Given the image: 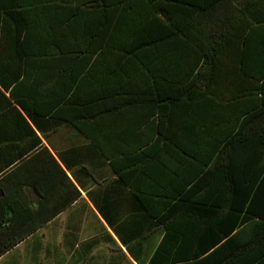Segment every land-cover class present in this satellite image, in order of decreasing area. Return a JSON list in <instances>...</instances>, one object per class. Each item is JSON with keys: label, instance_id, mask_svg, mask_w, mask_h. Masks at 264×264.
<instances>
[{"label": "trees", "instance_id": "1", "mask_svg": "<svg viewBox=\"0 0 264 264\" xmlns=\"http://www.w3.org/2000/svg\"><path fill=\"white\" fill-rule=\"evenodd\" d=\"M65 1L102 4L97 29L80 20L60 29L28 22L23 35L21 28L16 29L13 45L29 55L117 51L119 57L104 59L106 69L113 67L115 79L146 87L151 82L150 104L140 109L127 129L144 127V132H152L153 138L138 142L140 147L151 148L154 161L161 157L157 152L166 148L162 157L169 155L167 168L175 184L161 194L177 199L153 203L156 214L168 212L158 220L167 236L153 263L167 251L168 241L182 233L190 241L198 239L201 249L195 251L196 256L219 245L207 259L222 251L228 259L245 256L247 264H264V0ZM4 30L0 26V50ZM80 37L90 38L85 48L80 46ZM25 61L29 64V59ZM27 76L9 89L17 76L8 82L0 75V103L9 104L27 124L13 102L39 126L49 101L54 115L71 110L74 117L82 112L93 117L98 112L91 103L103 97V92L117 94L116 90H91L90 97L82 99L83 92L68 88L28 89ZM79 101L87 105L76 108ZM122 109L110 111L116 120L129 118ZM92 141L100 143L96 138ZM121 141L127 145L128 139ZM41 143L37 139L25 153ZM15 157L0 166V257L80 196L77 189L58 194V185L74 186L46 147L34 158L42 164L49 162L51 169L35 168L32 159L21 160L22 154ZM174 212H183V219L171 217ZM171 228L178 232L171 233ZM199 229L201 233L196 232ZM192 251L184 249L179 258L192 256Z\"/></svg>", "mask_w": 264, "mask_h": 264}, {"label": "crops", "instance_id": "2", "mask_svg": "<svg viewBox=\"0 0 264 264\" xmlns=\"http://www.w3.org/2000/svg\"><path fill=\"white\" fill-rule=\"evenodd\" d=\"M16 1L4 0L5 6H1L0 26L5 30L0 50V75L8 82L17 76V82L13 80L9 89L23 81L27 73L25 85L28 89L68 88L72 90L70 92H83L80 94L82 99L89 98L91 90L100 93L116 90L117 94L103 92V97L91 103L97 106L98 112V116L93 117L83 112L74 117L71 110H65L60 116L54 115L55 109L50 111L53 103L49 101L48 113L39 117V126L28 119L16 103L13 102V105L29 124L9 104L0 103V166L15 155L17 160L22 154L21 160L32 159L30 163L35 168L43 165V168L51 169L49 162L42 164L34 158L42 147H46L67 172L74 186L66 182L58 185V194L68 190L75 193V189L80 192L78 199L52 220L3 254L0 264H154V255L167 236L164 224L158 220L166 213L168 216V212L156 214L153 203L177 202V199L169 200L161 194L165 187L175 182L170 181L167 168L169 155L162 157L166 156V148L157 152L161 157L154 161L151 148L139 146V140L153 138L152 132H144V127L127 129L135 121L137 113L141 112L140 109L150 104L147 99L151 97L148 92L151 82L146 87L145 83L126 85L115 79V73H111L113 67H104L105 61L119 57V52L113 50L53 51L46 55H29L15 50L16 29L21 28L23 35L28 22L34 26L41 22L37 25L41 28L51 26L60 29L80 20L81 24L97 29L101 19L98 14L104 8L99 3L81 4L65 0H19L15 5L11 4ZM6 31L11 35L6 36ZM41 31L45 33V29ZM80 39V46L85 48L90 38ZM69 40L76 41L73 38ZM57 58L64 61H55ZM26 59H29V64ZM122 91L132 93L121 94ZM6 95L9 96V93ZM83 103L79 101L76 108L87 105ZM67 105L71 108L70 104ZM116 107H124L122 111L127 112L129 118L116 120L110 112ZM93 138L103 146L98 141H92ZM122 138L128 139L127 145H123ZM37 139L42 143L25 153V149L34 145ZM19 163L21 161L15 164ZM60 200L65 201L64 198ZM171 217L183 219V212H174ZM199 230L196 232L201 233L202 230ZM177 232L178 228H171V233ZM172 240H167L171 245L164 244L167 251L162 258L159 256L155 264H161L159 261L162 260V264L248 262L245 256L238 260L228 259L222 251L207 259L219 245L208 253L196 256L195 251L201 249L198 239L190 241L183 238L182 233ZM184 249H193L192 256L179 258Z\"/></svg>", "mask_w": 264, "mask_h": 264}, {"label": "water", "instance_id": "3", "mask_svg": "<svg viewBox=\"0 0 264 264\" xmlns=\"http://www.w3.org/2000/svg\"><path fill=\"white\" fill-rule=\"evenodd\" d=\"M33 191H34L38 196H40V195L38 194V191H37L36 189H33Z\"/></svg>", "mask_w": 264, "mask_h": 264}]
</instances>
